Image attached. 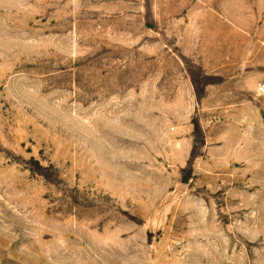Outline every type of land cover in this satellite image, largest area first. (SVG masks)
<instances>
[{"label": "rangeland", "instance_id": "374dc122", "mask_svg": "<svg viewBox=\"0 0 264 264\" xmlns=\"http://www.w3.org/2000/svg\"><path fill=\"white\" fill-rule=\"evenodd\" d=\"M264 0H0V264H264Z\"/></svg>", "mask_w": 264, "mask_h": 264}, {"label": "built area", "instance_id": "2783aa9c", "mask_svg": "<svg viewBox=\"0 0 264 264\" xmlns=\"http://www.w3.org/2000/svg\"><path fill=\"white\" fill-rule=\"evenodd\" d=\"M261 89H263V90H264V86H263V88H261Z\"/></svg>", "mask_w": 264, "mask_h": 264}]
</instances>
